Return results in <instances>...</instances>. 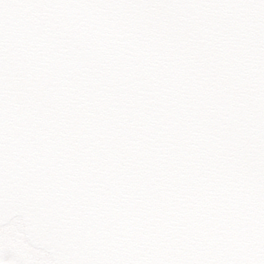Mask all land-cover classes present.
Masks as SVG:
<instances>
[{"label": "water", "instance_id": "1", "mask_svg": "<svg viewBox=\"0 0 264 264\" xmlns=\"http://www.w3.org/2000/svg\"><path fill=\"white\" fill-rule=\"evenodd\" d=\"M133 22L137 45L118 53L117 73L136 83L116 76L119 102L83 83L102 60L72 72L70 85L31 62L22 80L10 74L0 225L21 216L28 241L56 264H231L264 226V210L257 216L250 165H234L229 150L217 157L205 127L221 90L244 87L246 38L215 15L112 21L122 30Z\"/></svg>", "mask_w": 264, "mask_h": 264}, {"label": "snow or ice", "instance_id": "2", "mask_svg": "<svg viewBox=\"0 0 264 264\" xmlns=\"http://www.w3.org/2000/svg\"><path fill=\"white\" fill-rule=\"evenodd\" d=\"M173 14L223 17L229 21L228 31L246 38L244 87L229 85L221 90L217 102L222 107L209 118L205 135L218 138L217 157L229 150L234 165H250L259 216L264 210V0H0V125L10 74L14 70L17 80H22L29 62L37 70L51 68L70 85L72 72L102 60L105 69L90 72L83 83L92 95L101 88L110 91L104 103L119 102L125 93L111 89L116 76L136 80L131 72L117 73L123 61L118 53L137 45L138 26L133 22L122 30L112 21ZM235 17L243 18V23H236ZM122 31L129 35L123 36ZM175 31L179 34L180 29ZM217 36L223 44L224 37ZM139 95L129 91L126 98ZM200 95L207 103L208 93ZM231 264H264V226L257 224L252 242L231 258Z\"/></svg>", "mask_w": 264, "mask_h": 264}, {"label": "rangeland", "instance_id": "3", "mask_svg": "<svg viewBox=\"0 0 264 264\" xmlns=\"http://www.w3.org/2000/svg\"><path fill=\"white\" fill-rule=\"evenodd\" d=\"M22 231L20 220H15L4 228H0V264H22L27 262L51 264L46 256L28 249ZM5 256L7 257L5 258Z\"/></svg>", "mask_w": 264, "mask_h": 264}, {"label": "flooded vegetation", "instance_id": "4", "mask_svg": "<svg viewBox=\"0 0 264 264\" xmlns=\"http://www.w3.org/2000/svg\"><path fill=\"white\" fill-rule=\"evenodd\" d=\"M28 249H30V248H28ZM31 251H33L34 253H38L39 255H42V254H40L39 252H37V251H35V250H33V249H30ZM7 256H5V258H6ZM18 261H19V259L18 258H16ZM35 263V262H34ZM33 262H27V263H22V264H34ZM35 264H39V263H35Z\"/></svg>", "mask_w": 264, "mask_h": 264}]
</instances>
